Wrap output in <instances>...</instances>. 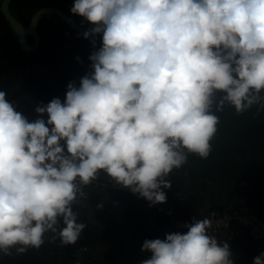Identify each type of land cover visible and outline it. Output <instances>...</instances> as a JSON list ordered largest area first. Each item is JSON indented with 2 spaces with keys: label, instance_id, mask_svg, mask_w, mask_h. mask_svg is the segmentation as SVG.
Returning a JSON list of instances; mask_svg holds the SVG:
<instances>
[{
  "label": "clouds",
  "instance_id": "1",
  "mask_svg": "<svg viewBox=\"0 0 264 264\" xmlns=\"http://www.w3.org/2000/svg\"><path fill=\"white\" fill-rule=\"evenodd\" d=\"M71 12L92 25L85 39L102 37L79 86L31 122L0 91L2 256L75 245L87 225L73 205L101 175L166 203L173 170L210 156L217 112L264 111V0H74ZM212 226L145 240L141 264H234Z\"/></svg>",
  "mask_w": 264,
  "mask_h": 264
},
{
  "label": "trees",
  "instance_id": "2",
  "mask_svg": "<svg viewBox=\"0 0 264 264\" xmlns=\"http://www.w3.org/2000/svg\"><path fill=\"white\" fill-rule=\"evenodd\" d=\"M73 4L74 0H11L9 11L24 26L34 12L46 6L60 9L77 24H89L72 14ZM37 32V48L20 50L17 36L0 13V91L28 112L54 98L63 102L68 85L79 86L91 71L89 57L102 47L101 36L85 39L51 14L40 19ZM27 41L33 45L31 37ZM216 115L220 123L210 156L189 155L181 169L173 170L169 176L172 188L162 189L167 197L160 204L162 209L114 189L85 188L86 198L73 205L78 222L87 225L75 245L61 246L59 240L46 239L39 249L0 255V264H141L151 257L141 251L145 240L183 234L185 225L208 211L243 205L264 220V111L253 107L237 115L226 105ZM101 203L103 208L97 209ZM163 208L171 209L173 219ZM174 220L181 223L180 229L173 227ZM227 243L234 264H253L256 242L237 239Z\"/></svg>",
  "mask_w": 264,
  "mask_h": 264
},
{
  "label": "built area",
  "instance_id": "3",
  "mask_svg": "<svg viewBox=\"0 0 264 264\" xmlns=\"http://www.w3.org/2000/svg\"><path fill=\"white\" fill-rule=\"evenodd\" d=\"M6 99L10 103H13L16 106V110L22 113L30 122L35 120L34 115L21 108L17 101L8 97H6ZM89 187L114 189L134 196L136 199L148 202L138 194H133L129 189L116 185L114 181H111L104 175H101L97 182L86 188ZM155 207L162 209L160 204H156ZM163 211L168 217L173 219L171 209L163 208ZM213 212H215L216 215L211 217L210 214ZM205 217L213 219V226L209 230V234L215 236L218 241L232 242L237 239H250L257 243L255 257L264 253V220L250 208L238 206L232 210L208 211L201 218H196L195 220H200ZM215 221H223V223L217 225ZM180 224L181 223L178 221H173V227L175 229H180Z\"/></svg>",
  "mask_w": 264,
  "mask_h": 264
},
{
  "label": "water",
  "instance_id": "4",
  "mask_svg": "<svg viewBox=\"0 0 264 264\" xmlns=\"http://www.w3.org/2000/svg\"><path fill=\"white\" fill-rule=\"evenodd\" d=\"M11 0H1L0 2V13L4 17L7 25L13 31V33L18 38L19 49L22 51L30 52L37 48L39 42V34L37 32L38 22L44 15H55L59 20H61L68 28L72 31L84 35L85 32L89 31L92 25H80L77 24L73 19H71L67 14L58 8L54 7H42L33 13L30 22L27 26L22 25L9 11V5ZM31 37L33 40V45H30L27 38ZM243 206V205H241ZM247 207V206H245ZM256 252V250H255Z\"/></svg>",
  "mask_w": 264,
  "mask_h": 264
},
{
  "label": "crops",
  "instance_id": "5",
  "mask_svg": "<svg viewBox=\"0 0 264 264\" xmlns=\"http://www.w3.org/2000/svg\"><path fill=\"white\" fill-rule=\"evenodd\" d=\"M33 112V115H34V118L37 119L38 118V115L37 113L35 112V110H31ZM45 119V118H44ZM46 120V119H45Z\"/></svg>",
  "mask_w": 264,
  "mask_h": 264
},
{
  "label": "rangeland",
  "instance_id": "6",
  "mask_svg": "<svg viewBox=\"0 0 264 264\" xmlns=\"http://www.w3.org/2000/svg\"><path fill=\"white\" fill-rule=\"evenodd\" d=\"M77 86V85H76ZM5 89V88H4ZM2 92H5L3 89L1 90ZM12 99V98H11ZM16 101V100H15ZM33 110H35V109H33ZM31 113L33 114V112L31 111Z\"/></svg>",
  "mask_w": 264,
  "mask_h": 264
}]
</instances>
